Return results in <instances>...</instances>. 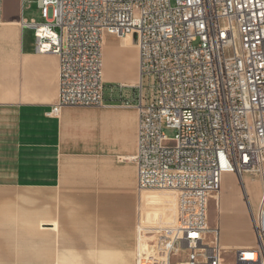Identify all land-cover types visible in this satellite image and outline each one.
I'll return each instance as SVG.
<instances>
[{
	"label": "built area",
	"instance_id": "obj_1",
	"mask_svg": "<svg viewBox=\"0 0 264 264\" xmlns=\"http://www.w3.org/2000/svg\"><path fill=\"white\" fill-rule=\"evenodd\" d=\"M35 3L41 21L20 24L33 31L37 54L58 57L59 94L48 116L103 106L106 34L136 36L140 77L154 79L150 100L140 89L125 102L139 113L131 160L138 191L176 194L177 218L172 227L138 228L135 264H264V0ZM2 15L0 0V24ZM226 173L260 183L257 206H249L252 247L222 249L218 228L208 227L209 201Z\"/></svg>",
	"mask_w": 264,
	"mask_h": 264
},
{
	"label": "crops",
	"instance_id": "obj_2",
	"mask_svg": "<svg viewBox=\"0 0 264 264\" xmlns=\"http://www.w3.org/2000/svg\"><path fill=\"white\" fill-rule=\"evenodd\" d=\"M23 20L41 21L35 0H3L0 264H135L138 228L165 214L146 206L176 198L137 189L139 113L125 102L141 86L138 47L104 35L103 106L48 116L59 94L58 57L35 52Z\"/></svg>",
	"mask_w": 264,
	"mask_h": 264
},
{
	"label": "rangeland",
	"instance_id": "obj_3",
	"mask_svg": "<svg viewBox=\"0 0 264 264\" xmlns=\"http://www.w3.org/2000/svg\"><path fill=\"white\" fill-rule=\"evenodd\" d=\"M27 40L34 39L33 31L25 33ZM154 79L153 77L143 76L141 78V89L144 102L150 100L154 95ZM106 91V95L108 96ZM163 133L168 139H173L175 131L163 127ZM254 180V181H252ZM248 199H246V196ZM145 194L158 195H175L170 191H146ZM260 196V183L257 179L244 175V181L236 178L235 175L225 174L222 177L219 192L212 195L208 205V227H217L219 230V244L222 249H229L225 243L250 242L251 247L256 244L255 236L251 227L250 207L255 210ZM172 200V201H171ZM169 201H163L162 205L146 206V209L160 208L165 214L160 221L149 223L146 226L152 228H167L175 225L176 222V198ZM250 206V207H249ZM245 212V219L241 217V211ZM251 229V230H250ZM151 243V242H145Z\"/></svg>",
	"mask_w": 264,
	"mask_h": 264
},
{
	"label": "water",
	"instance_id": "obj_4",
	"mask_svg": "<svg viewBox=\"0 0 264 264\" xmlns=\"http://www.w3.org/2000/svg\"><path fill=\"white\" fill-rule=\"evenodd\" d=\"M133 41H134V43L136 44V36H133Z\"/></svg>",
	"mask_w": 264,
	"mask_h": 264
},
{
	"label": "bare ground",
	"instance_id": "obj_5",
	"mask_svg": "<svg viewBox=\"0 0 264 264\" xmlns=\"http://www.w3.org/2000/svg\"><path fill=\"white\" fill-rule=\"evenodd\" d=\"M226 174H228V173H226ZM224 175H225V174H224ZM224 175H223V176H224Z\"/></svg>",
	"mask_w": 264,
	"mask_h": 264
}]
</instances>
